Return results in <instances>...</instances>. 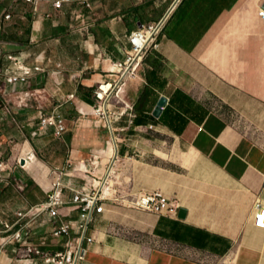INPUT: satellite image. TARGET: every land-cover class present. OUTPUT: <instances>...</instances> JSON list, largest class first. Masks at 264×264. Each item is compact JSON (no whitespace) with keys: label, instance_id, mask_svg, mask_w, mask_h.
<instances>
[{"label":"crops","instance_id":"0c3cea01","mask_svg":"<svg viewBox=\"0 0 264 264\" xmlns=\"http://www.w3.org/2000/svg\"><path fill=\"white\" fill-rule=\"evenodd\" d=\"M56 1L38 0L35 8L0 0V66L14 53L44 68L30 87L7 84L0 73V243L4 223L46 202L59 173L64 185L88 192L113 165L119 193L159 192L179 209L156 215L116 207L133 214L140 237L131 251L116 239L124 249L114 253L105 228L95 226L89 264H264V229L254 224L257 202L264 206V0H181L126 86L133 112L111 124L95 112V90L117 77L129 33L156 21L173 0H63L60 8ZM10 6L13 17L5 19ZM160 97L166 104L156 118ZM43 115L60 118L66 131L42 130ZM72 196L66 189L65 200ZM79 217L72 211L64 220L76 225ZM52 229L43 214L27 232L62 251L67 238L53 240ZM18 246L4 245L0 264H47Z\"/></svg>","mask_w":264,"mask_h":264},{"label":"built area","instance_id":"2783aa9c","mask_svg":"<svg viewBox=\"0 0 264 264\" xmlns=\"http://www.w3.org/2000/svg\"><path fill=\"white\" fill-rule=\"evenodd\" d=\"M26 1L34 4L35 8L37 7L38 0ZM180 1L173 0L160 18L156 21L141 24L129 33L128 41L131 45L129 53L125 60L115 62L118 69L117 77L113 82H99L95 90V98L100 106L95 109V112L101 116H108L110 124L111 117H121L128 111L133 112V105L129 104L125 99L126 86L138 78L140 68L146 60L147 52L151 47L157 46V36L162 32L167 20L171 17ZM62 3L63 0L56 1L54 6L60 8ZM261 14L264 16V12H261ZM12 17L13 7L10 6L4 18L10 19ZM7 58L10 60V64L7 67L0 66V73L3 72L5 74L7 84L20 83L30 87L32 86L33 77L44 70L42 65L38 63H27L26 57L22 54L8 53ZM120 94L122 97H119ZM109 105H115L121 110L119 112H111L108 109ZM40 125L42 130L51 126L54 127L56 136H60L66 131L62 120L54 115H43ZM116 160H118V156ZM30 161L32 160L30 159ZM3 170V164L0 163V171ZM66 189L73 193L70 202L64 198ZM115 195H120L121 201L127 203L131 208L156 215H173L179 209V204L176 200L165 197L159 192L132 194L130 190H123L120 193L114 191L113 194H108L102 188H94L88 192L77 190L64 185L62 175L59 173L52 183V190L46 202L19 212L17 214L18 220L14 224L4 223L5 232L8 234L5 237V241L0 243V250L4 245L17 243L19 245L17 249L19 254L27 258L37 257L44 260L47 264H84L87 250L95 242V236L90 233V225L94 221V215L95 213H105L107 202H113ZM69 205H72L71 209H69V214L64 213V208ZM72 211L80 213L79 222L76 225L71 220H64V218L70 216ZM43 214L48 215L53 226L52 239L67 238L62 251L47 250L50 243L49 239L45 238L37 244L28 235L27 229H29L30 224ZM254 224L256 227L264 229V206L260 201L257 202L255 207ZM77 230L79 235H77Z\"/></svg>","mask_w":264,"mask_h":264},{"label":"rangeland","instance_id":"374dc122","mask_svg":"<svg viewBox=\"0 0 264 264\" xmlns=\"http://www.w3.org/2000/svg\"><path fill=\"white\" fill-rule=\"evenodd\" d=\"M169 6V5H168ZM152 50V49H150ZM38 166H41L39 163ZM38 168V167H36ZM40 170V168H38ZM37 169V171H38ZM31 172H36L34 169ZM40 177L45 181L46 175L42 172ZM113 180V189L112 194L114 191L117 190V183L114 181L115 179L112 177ZM118 195H115L113 198V202H107L106 204V212L101 214V216H94V221L90 225V229H95V226H103L105 228V234L107 239H111V247L114 249V253H116L117 249H124L123 246L119 244V241L116 239H125L126 241L130 242V247H127V250L131 251L133 249V243L136 241L139 235H136V232L133 229V223L135 222L133 214H129L125 211H119L116 207L120 208H127L128 204L123 203L122 201H118ZM127 206V207H126ZM134 209V208H133ZM142 243L147 244L149 243L148 235L142 237ZM148 247V244H147ZM110 253V252H109ZM126 259H131L130 255L126 256ZM84 264H89L86 258V262Z\"/></svg>","mask_w":264,"mask_h":264},{"label":"bare ground","instance_id":"6f19581e","mask_svg":"<svg viewBox=\"0 0 264 264\" xmlns=\"http://www.w3.org/2000/svg\"><path fill=\"white\" fill-rule=\"evenodd\" d=\"M150 49H155V46L151 47ZM150 49H149V51H150ZM148 52H147V54H148ZM119 97H122V95L120 94ZM115 145H116V143H115ZM112 164H113V162H112ZM114 174H115V167L112 165V167L110 168V170L108 172V176L106 178V181L101 183L98 188H102L106 193L112 194L113 180L110 178V175H114Z\"/></svg>","mask_w":264,"mask_h":264},{"label":"water","instance_id":"95a60500","mask_svg":"<svg viewBox=\"0 0 264 264\" xmlns=\"http://www.w3.org/2000/svg\"><path fill=\"white\" fill-rule=\"evenodd\" d=\"M263 9H264V3H263ZM166 104V99L164 97H160L158 102H157V106L155 107L154 111H153V116L158 118L162 112V108L164 107V105ZM23 165H25V160H23ZM186 215V210L184 209H180L179 210V217L180 218H184Z\"/></svg>","mask_w":264,"mask_h":264}]
</instances>
